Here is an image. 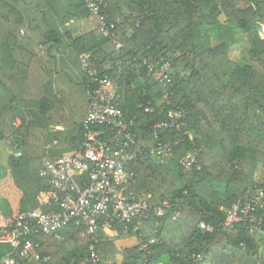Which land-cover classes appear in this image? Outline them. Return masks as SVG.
Listing matches in <instances>:
<instances>
[{"label":"trees","instance_id":"1","mask_svg":"<svg viewBox=\"0 0 264 264\" xmlns=\"http://www.w3.org/2000/svg\"><path fill=\"white\" fill-rule=\"evenodd\" d=\"M44 7L64 25L92 13L85 0H0V100L9 99L0 110V139L10 135L17 103L26 99L29 63L21 66V52H54L65 36L72 38L49 24ZM98 15L110 34L99 26L72 38L76 51L91 52L101 61L122 58L118 95L133 131L150 149L173 143L168 157L149 158L139 169L137 189L150 191L152 204L165 199L173 204L157 232L141 235L143 242L157 241L148 249L141 242L121 247L119 240L140 235L116 221L99 244L103 261L235 264L242 254L261 256L262 231L250 222L225 229L224 222L227 208L240 197L264 191V178L257 176L264 170V0H104ZM222 29L230 41L204 45ZM239 40L243 55L233 60L231 45ZM146 59L170 63L168 73L153 77ZM171 111L181 115L176 119L180 127L165 129L155 139L154 124L173 120ZM76 137L71 140L80 146L83 124ZM187 155L195 160L185 171ZM46 160L41 142L28 141L21 154L10 158L0 176L7 215L39 207L40 194L54 188L53 177L41 173ZM83 229L74 222L63 229L77 237L64 246L52 235L40 236L41 254L51 255L43 264H80L90 245L81 237Z\"/></svg>","mask_w":264,"mask_h":264},{"label":"built area","instance_id":"2","mask_svg":"<svg viewBox=\"0 0 264 264\" xmlns=\"http://www.w3.org/2000/svg\"><path fill=\"white\" fill-rule=\"evenodd\" d=\"M85 2L88 9L98 15L104 0ZM100 19L101 30L109 35L106 21L102 16ZM117 46L121 44L117 43ZM81 60L88 97L83 142L76 150L45 161L41 173L53 177L54 188L40 194L39 207L16 216L7 215L0 208V264H43L50 261L51 255L41 254L39 237L52 235L62 246L74 243L77 240L74 234L62 233L73 222L77 226L84 224L81 237L90 241L89 250L80 264H104L99 244L103 233L110 234L116 221L127 223L128 229L132 226V230L140 235L141 248L148 249L157 238L143 242L141 235L145 226L149 225L157 232L163 218L172 210L173 204L169 199L152 204L153 194L137 189L139 169L149 158L163 160L168 157L173 143L160 142L150 149L141 144L133 131V123L126 117L118 95L119 74L124 68L122 58L101 61L91 52H84ZM144 63L155 78H161L170 68L168 62L155 64L146 59ZM168 97L166 92L163 100ZM169 115L174 119L154 124L155 139H160L165 129L180 127L176 119L181 115L173 111ZM181 124L185 125V122ZM194 160L195 156H185V171L192 167ZM261 208H264V191L240 197L227 208L224 228L250 222L264 233ZM202 226L206 227L204 223ZM207 228L212 229L210 226Z\"/></svg>","mask_w":264,"mask_h":264},{"label":"crops","instance_id":"3","mask_svg":"<svg viewBox=\"0 0 264 264\" xmlns=\"http://www.w3.org/2000/svg\"><path fill=\"white\" fill-rule=\"evenodd\" d=\"M48 8L43 9L49 24L62 32L67 31L72 38L100 26V16L94 13L64 25ZM22 33L25 34L24 29ZM72 38L65 36L61 44L54 46V52H41L42 55L21 52V66L29 63L25 81L27 94L26 99H20L17 103L10 135L0 139V176L9 168L10 158L21 154L22 144L26 141L41 142L45 159L55 158L79 147L78 142L71 139L73 136L77 138V128L83 124L88 110V97L81 60L84 52L76 51ZM8 103L9 99L0 100V110ZM44 106L50 109L45 111ZM261 170L264 174L263 168ZM0 208L5 212L1 197ZM150 229L149 225L145 226L146 232ZM104 264L116 262L108 258Z\"/></svg>","mask_w":264,"mask_h":264},{"label":"rangeland","instance_id":"4","mask_svg":"<svg viewBox=\"0 0 264 264\" xmlns=\"http://www.w3.org/2000/svg\"><path fill=\"white\" fill-rule=\"evenodd\" d=\"M238 36L241 37V41L243 43L244 37L241 36V34H238ZM221 40L230 41V38L228 37V33L225 32L223 29L220 31V33L211 35L210 39L206 41L204 45L212 46L219 43ZM241 41L240 40L236 41L231 45L229 55L233 60H237L239 57H241V55H243V44L241 43ZM1 169L2 168H0V171ZM257 176L258 179L264 178V174L262 173V170L259 171ZM138 242H140V237L136 234H132L123 240H119L118 244L119 246L124 247L128 245L136 244ZM262 244L264 245V241H262ZM262 253L263 254L261 256H246L245 254H242L241 256H239V259L235 264H264V252Z\"/></svg>","mask_w":264,"mask_h":264}]
</instances>
